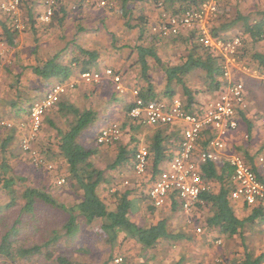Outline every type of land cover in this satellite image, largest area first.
Wrapping results in <instances>:
<instances>
[{
	"label": "trees",
	"instance_id": "obj_1",
	"mask_svg": "<svg viewBox=\"0 0 264 264\" xmlns=\"http://www.w3.org/2000/svg\"><path fill=\"white\" fill-rule=\"evenodd\" d=\"M64 1L70 0L61 1V5L57 7L58 10L56 9L52 15L53 18L65 7ZM134 1L138 0H123L126 4L122 11L125 30L135 33V37L130 38L134 39V44L126 42L122 44L120 42L122 39L116 36H113L112 44L116 49H129L128 56L131 59L129 66L134 67L141 77V81L139 80L141 83L138 82V86H135L139 96L145 100L169 99L179 96L187 110L198 112L203 103L199 96L218 94L225 89L227 80L223 76V57L202 45L195 27L190 28L187 32L181 30L176 35L162 36L154 33L147 24L144 12L134 18V8L131 3ZM139 1L151 2L152 6L162 2L161 9H166L171 13H181L187 9L199 7L203 0ZM72 2L76 1L72 0ZM222 2L224 3V1ZM223 3L219 6V15L211 24L212 34L227 38L229 30H240L239 35L244 43L242 42L239 59L250 67L257 68L260 74H264V50H262L264 48L261 45L264 43L261 37L264 31V10L259 12L260 18L251 22V18L244 12H240L237 17L229 15L221 7ZM236 3L243 4L244 0H236ZM76 4L77 8L71 7L72 11H79L80 8L87 7L77 2ZM26 6L27 4L24 7ZM88 7L90 8V6ZM28 12L27 23L30 28L35 29L36 20L32 17V10ZM103 20L104 17H100L98 22ZM85 29L80 26L77 30L81 32ZM20 32L21 30L17 29L13 23V17L0 10V41L14 45ZM65 48L61 49L62 51L58 50L46 59L39 60L38 64L31 67L34 74L46 79L47 88L55 81L64 82L70 79L75 75L76 70L80 73L92 70L99 65L97 62L101 56L100 47L78 45L77 50L80 53L72 54V50L76 52L74 46L69 51V55L64 54ZM134 55L136 58H133ZM65 57L69 59L68 62ZM73 63H76L75 70L71 65ZM5 69L9 75L14 77L16 85L20 86V74L14 71L13 67L5 66ZM194 73H197L196 81L191 80ZM110 88L108 86L107 89L110 90ZM108 93V101H118L116 91H112L111 88ZM69 95L68 92L62 95L60 101L48 110L41 127L42 131L44 123L47 122V128L51 129L50 133L44 137L43 145L45 147L43 150L46 154L52 155L56 163L61 160L65 165L63 172H57L62 167L59 164L58 166L53 164L54 168L50 170L55 173L54 184L56 186L52 183H45L41 186L26 183L27 176L17 172L9 159L12 153L10 145L15 140V129L0 127V137L2 138L0 144L2 153L0 158V197L6 195L5 201L0 202V224L5 219L7 210L19 205L18 203L21 204L19 211L16 212V219L0 237V260L34 264V257L39 255L44 248L56 244L61 237L66 236L68 241L75 239L80 230V223L85 222L100 229V232L104 231L103 237H106L112 249L119 250L118 255L110 254V260L108 259L104 264H111L113 258L117 257H121L122 261L112 264H150L148 261H152V264H214V261L210 262L211 258H207L206 255L197 260L176 261L174 260L175 256L169 258L168 254L170 253L164 252L166 242L180 243L185 239H190V228L186 223L184 228L180 226L179 230H176L175 224L170 221L171 214L182 211L174 193L160 207L155 206L148 197V189L160 172L162 161L165 157L170 159L177 151L182 138V128H177L178 132L174 131L173 125H163L164 127L159 128L156 133L157 139L147 145L149 163L146 172L142 176L135 174L137 177L132 181L133 186L122 188L115 185L114 181L118 179V175L123 169L133 166L135 153L138 149V141H136L138 135H135L134 132L139 133L146 125L127 117L128 120H124L121 126L125 129V133L131 136V141L126 142L120 139L109 144L96 142V145L82 142L80 140L82 134L89 127L97 124L100 111L90 101L79 106L71 100ZM18 99H10V102L14 107L25 110L28 105L23 107L19 104L21 100ZM34 102H31L29 107ZM247 113L250 114L247 106L240 108L238 120L245 119L249 133H252L253 123H256L259 117L253 115L250 120L246 117ZM61 120L63 122L65 120L66 124L62 125ZM165 130H173L175 132L173 139H175L167 143L161 142L158 137ZM214 136H216L215 130L204 129L201 134L200 147L202 148L206 144L208 137ZM112 150H117L115 159L105 167L101 166V157L105 156L104 161L110 160L111 157L108 156L111 155ZM246 159L253 170L259 173V177L264 180L258 166L253 162V156L248 153ZM108 170L115 171L116 175L111 177L107 173ZM201 171L203 176L212 182V188L201 195V200L190 211V215L191 220H200L202 235L206 238L208 245H211L213 240L222 238L219 245L223 247V250L218 252V255L223 259H229L228 261L235 264L264 263V251L258 253L253 250L254 247L248 240V236L252 239L253 232L260 227V224H264V203L260 201L256 204H249L243 199L232 197L235 181L233 170L226 161L216 163L208 160L201 165ZM59 176L65 177L64 185L71 190L76 198L71 204L61 203L55 193L50 192L60 186L57 185ZM113 186L116 188L113 189ZM144 203H146V211L139 216V220H133L132 212L135 207L138 205L139 208V205L143 206ZM46 206L60 208L66 212L67 216L61 226L58 227L59 219H54L57 224L51 228L52 236L49 235L48 238L43 236L42 240L31 244H27L23 240L20 241L19 234L22 232V228L28 227V231L35 229L36 223L41 219L38 218V213ZM47 218L50 221L53 219L50 216ZM210 233L211 235L215 234L214 238L210 239ZM130 240L141 245V252L136 250L134 257V251L129 254L127 251L121 250L123 245ZM212 252L217 253L216 250ZM46 255L52 256L53 254L46 253ZM158 256L160 260L156 261ZM58 260L59 264H85L71 261L63 256H59Z\"/></svg>",
	"mask_w": 264,
	"mask_h": 264
},
{
	"label": "built area",
	"instance_id": "obj_2",
	"mask_svg": "<svg viewBox=\"0 0 264 264\" xmlns=\"http://www.w3.org/2000/svg\"><path fill=\"white\" fill-rule=\"evenodd\" d=\"M30 0H0V10L13 17V23L17 29H23L24 24L20 18L22 8ZM62 0H43L44 12L40 20L49 22ZM77 3L98 9L107 8L114 4L115 0H75ZM223 0H203L199 7L187 9L181 13H171L161 9L160 20L153 25L152 31L158 35H176L183 29L196 28L199 41L211 51L223 57V76L227 83L225 89L215 98L209 99L198 112H192L185 108L180 97L165 99L145 100L135 91L128 111L130 118L146 126L176 125L181 124L182 138L175 154L162 165L156 179L148 189L149 200L157 207L163 206L170 195L174 193L183 211L190 213L193 207L201 200V195L212 188V182L206 179L201 171V165L208 160L220 163L223 158L233 170L235 188L232 197L243 199L249 204L264 203V180L259 177L247 160L235 152H227V137L230 133L238 131V110L247 106L244 83L236 77L237 71L257 75L253 67L248 66L239 59L242 48L240 36L221 37L214 36L211 24L216 19L218 9ZM76 2L71 7L77 8ZM162 2L158 3L162 7ZM264 40V31L261 34ZM6 46L0 41V58L3 57ZM261 76V75H260ZM111 78L118 92L124 90L122 77L112 68L103 70L92 69L80 72L78 81L87 84H99L104 78ZM76 82L56 83L48 87L44 97L35 101L28 110L27 122L22 121L19 127L29 129L26 137H22V148L28 151L35 165H45L44 156L37 152L32 143L41 131L43 118L49 109L54 107L67 90L74 89ZM264 124V118L262 119ZM2 125L12 127L11 122H1ZM210 128L216 131V136L208 137V141L201 148V134L204 129ZM123 131L117 123L109 124L99 131L96 142L109 144L122 138ZM259 172L264 178V155L258 157ZM149 163V152L142 146L135 153L133 170L137 176H142ZM51 167V166H49ZM59 185L65 183V177L57 180ZM127 179L124 184H128ZM202 231L201 227L197 228ZM217 239L216 243L221 244ZM122 261L117 257L114 263ZM214 264H233L223 258H216ZM264 264V263H262Z\"/></svg>",
	"mask_w": 264,
	"mask_h": 264
},
{
	"label": "rangeland",
	"instance_id": "obj_3",
	"mask_svg": "<svg viewBox=\"0 0 264 264\" xmlns=\"http://www.w3.org/2000/svg\"><path fill=\"white\" fill-rule=\"evenodd\" d=\"M223 1H224V3L222 2L223 5L221 7L224 8L225 11L229 15H231L233 17H237L240 15V12H244L248 17L251 18V20H250L251 22L256 20L257 18H260L261 15L259 12L261 10H264V0H244L243 4L236 3V0H223ZM131 3L134 4V10H133V15L135 16L134 18H137V16H139L141 14V11H144V9H141V4L138 1H134ZM157 8H159L161 11V7L158 6ZM90 9L95 10V8H90ZM75 12H78V11H75ZM75 12L73 13V17L75 18V26L77 24V21H82L83 19H85L83 21V24H85L88 27L90 25H93V24L97 25V20L101 17L100 12H98V11H93L91 14L88 13L89 16L88 15L87 16L86 15L81 16L82 13L79 14V13H75ZM159 13H161V12H159ZM217 15H219V13H217ZM20 17H22V15ZM97 17H99V18L97 19ZM157 21L158 20L153 21V22L148 21L147 24L151 28L153 25L156 24ZM119 22H120V19H119ZM70 28L71 27L69 26V30H70ZM50 32H51V35L46 34L45 35L46 38L42 39V44L47 48H49V46H51V48L55 47L54 44L59 39L58 36H59L60 32H58L57 30H52ZM239 32H240V30L231 29L227 33V37H232V36H236V35L240 36ZM109 33L110 32L105 33V37H103V32L98 31L97 37L99 38L100 42H98L97 44L101 49H110L109 46H111L112 42H114L113 41L114 37H112L111 34H109ZM67 34H68V36L73 37V38H70V37L67 38V40H69V42L68 41L66 42L68 44L66 47L67 49H73L74 46L76 47L75 49H78L77 46L79 44H82V45L86 44L84 42V41H86L84 39V37L81 35H78V34L76 35L74 30L71 29L69 31V33H67ZM76 36H78V38L74 39V37H76ZM134 37H135V33L129 32L127 34V38H125L124 40H120V42L122 44L126 42L128 44L133 45L134 39L131 40L130 38H134ZM59 41H60V39H59ZM73 42H75V43L73 44ZM77 42H80V43H77ZM242 42H243V40H242ZM261 45H264V43H261ZM261 45H259V46H261ZM85 46L93 47V46L87 45V44ZM262 47H264V46H262ZM52 50L53 49H50L49 51H52ZM68 52H66V53H68ZM65 60H66V62L69 61V59L67 57H65ZM0 65L4 69V61L3 60L0 61ZM77 72H78V70H77ZM196 75H197V73H194L191 77V80L196 81L198 79L197 77H195ZM242 75H244V74H242ZM8 76H9L8 79H10V80L13 79V82H9V85L7 84V82H5V83L2 82V85H0V88L3 87V85H6V86L8 85L7 86L8 92L6 93V91H5L6 98H3L4 93L2 94V92L0 91V108L2 107L0 109V127L4 126L1 124V122H3V121L11 122V120L14 117H16L13 114L16 111V109H14L15 107L10 102L11 100L7 99V98H11L12 96H13L12 99H14V100L19 98L21 100L20 101L18 99L20 101V103H19L20 105H23V107L28 105V107H29V104L34 99L41 97L43 91L45 89H47V85H46L47 81L43 82V84H42V82H40V80L38 78L32 77V78H25L24 81H28V83L25 84V82L22 80V75H21V76H19L21 85L17 86L14 82V77L11 75H8ZM236 76L239 77V74H237ZM239 79L245 85L247 109H248L251 116L254 115V116L259 117L257 123L259 122L261 125L259 123H258V125L261 128H263L262 129L263 131H258V134L260 132H261V134H264V124L262 123V119L264 118V78L263 77L255 78V77L247 74V75H244L243 79L240 77H239ZM43 81H45V80H43ZM31 87H34V89ZM31 89H33V90H31ZM92 89H94V88H91V90ZM76 90H80V89H76ZM110 90H111V88H110ZM110 90L109 89H107V90L103 89L102 94L100 96L98 95L96 97H93L92 99H85L83 97L78 98V100H76V104H78L79 106H82L83 104H85L86 101H88V102L90 101L94 107H95V105H98L99 106L98 108L100 111H103V113H105V115H109L108 118H105L106 119L105 122L112 120L111 115H113V116L115 115V116L119 117V121H117V122L115 121L114 123H117L121 127V129L123 131L121 141H124L125 137H126V133H125V129L122 128V126H121V124H123L124 119L122 120L119 115L121 113L124 114V112H125L124 108H126L125 107L126 103L123 101L119 102V101H115V100L108 101L106 98L109 97L108 92ZM113 90L116 91V93H118V91L115 90L114 87L112 86V91ZM206 96H207L206 97L207 100L203 101L202 105L205 102H207L209 99L215 98L217 96V94L211 93V95L207 94ZM28 107L25 110L22 108L17 110V111H20V113H21V114H18V116H24L25 117V119H24L25 122H27V118H28V111H27V110H29ZM105 122L103 123L104 125H106ZM61 124L65 125L66 121L65 120H64V122L62 121ZM4 127L12 128V129L16 128L14 131L15 140L10 145V151L12 153H11V157L9 159L11 161V164L17 170V172L24 173L27 176V182L26 181L25 182L27 184L30 183L34 186H41V185H44L45 183H47V184L52 183V185L56 186L54 184V180H55L54 174L55 173L50 172V170H52L54 168L53 164H56L57 166L59 164L62 167L60 168V170L58 169L57 172H63L65 165L62 164L61 160L56 163L54 161L55 159L53 158V156L46 154V152L43 150L45 147L43 145L44 144V141H43L44 137L47 136V134H49L51 131V129L47 128V122L44 123L42 131L39 132L40 134L38 133V135L35 137V140L32 143L33 147L37 150V152L40 153L42 156H44V158L46 160V164L44 166L43 165H35V163L33 162L32 158H31L30 153L28 151H25L22 148V137L23 136L26 137L29 129L21 128V127H19V124L17 127H8V126H4ZM127 128H129V127H127ZM238 130H240V125H239ZM97 132L98 131H95L92 129L90 132L83 133L80 140L82 142L88 143L90 145H92V144L96 145L95 139H96ZM142 132H143V130H140L139 133H142ZM139 133L134 132L135 135L139 134ZM245 135H246V133L244 134V136ZM254 139H255V137H254ZM259 139H260V136L258 137L257 141H259ZM131 140H132V138H130L129 141H131ZM136 141H138V149L140 147H142L143 145L146 146V143L143 140H140L139 137H138V139L136 138ZM1 142H2V138L0 137V144H1ZM260 142H261V140H260ZM252 147H253V144H252ZM138 149H137V151H138ZM112 151L113 152L111 153V155L110 154H109V156L106 155L108 157H111L110 160H106L107 163H106V161H104L105 156L101 157V160H100L101 166L105 167L108 163H111L113 161V159H115L114 157L116 156L117 150H112ZM1 157H2V153L0 152V158ZM49 166H51V167H49ZM42 168H44V169H42ZM107 173L111 177H114L116 175L115 171H109L108 170ZM60 177H63V176L57 177V180ZM136 177L137 176L134 173L133 166H127V169H125V170L123 169V171L120 172V174L118 175V179H116V181H114V183H115V185L122 187V188H124L125 186H133L132 181H134V179H136ZM125 179H127L129 181L128 184H124ZM57 185H59V184L57 183ZM57 187L58 188L55 187L54 190H50V192L55 193L56 198L61 203L71 204L74 201V199H76L74 197V195L72 194L71 190L67 189V187L64 185V183L60 186H57ZM114 188H116V186H113V189ZM58 191H60V192H58ZM2 196L3 197H0V202L5 201V199H6V195H2ZM18 204L19 205H16L13 208H11L10 210H7L5 212L6 213L5 219L2 221V224H0V237H1L2 233L4 231H6L8 229V227L12 224V222L16 219V214H17L16 212L19 211V208L21 206L20 203H18ZM145 207H146V203H144L143 206L139 205V208L137 205L135 207V210L132 212L133 213L132 218L139 220L140 219L139 216L142 213L144 214L142 208L145 209ZM162 211H165V210H162ZM38 215H39L38 218L39 219L41 218V219H40V222L36 223V228L28 231V229H27L28 227H23L22 232L19 234L20 239H21L20 241L23 240V242H25L27 244H31V243H35V242L42 240L44 237L48 238L49 235L52 236L51 228L55 227L54 225L57 224L54 221V219H59L60 223H59L58 227H60L61 224L63 223L64 219L67 216L66 212H64L62 209L53 208L52 206H46V207L42 208L41 212L38 213ZM47 216H50L53 219L50 221L47 218ZM45 218L47 219V222H48L47 224H46ZM170 219H171L170 221H172L173 224H175V221H177L179 227L184 226L187 223L189 228L194 230V233H198V236L203 234V230L201 232L197 231L198 227H202L201 222H199L200 220H191L190 213H186L183 210L177 211V212L170 215ZM103 235H105L104 231L101 230V232H100V229H97L95 226H92V225H89L85 222H82V223H80V230L77 232L75 239H71L68 241L66 236L61 237L60 240L56 244H53L48 248H44L43 251L39 255L35 256L34 257V259H35L34 264H59L58 263V261H59L58 257L59 256H63V257H65L71 261L82 262L85 264H104L106 261H108L110 254H113L112 256L118 255L119 250H117V249L113 250L111 244L106 240V237H103ZM252 237L253 238L251 239V237L248 236V240H250L252 247H254V249H256L255 245L261 241V238L264 239V228H262L260 226L255 232H253ZM197 240H199V239L197 238L196 241ZM215 241H216V239L213 240L211 245H208V247H205V251H207V254L205 253L204 256L206 255L207 258H211L210 262L213 261L217 256H219L218 252H221L223 250V247L221 245L217 244ZM128 242L129 241H127L126 243H128ZM130 245L131 244L129 242L128 246L130 247V249H128V250L131 251L133 247H131ZM124 248L126 250L127 245L124 246ZM188 248H190L192 251H195L196 249H198L200 247H198L196 243H192V245L188 246ZM121 250H124V249L121 248ZM214 250H216L217 253L212 252ZM202 251H203V248H202ZM46 253H48V254L51 253L53 255L48 256V255H46ZM133 254L135 255V251ZM138 255L140 256V253H138ZM169 258H171V257H169ZM114 260L115 259L113 258L112 263L114 262ZM225 260H227V259H225ZM151 262L152 261H148V263L152 264L153 262L152 263ZM213 263H215V260ZM230 263H232V262H230ZM0 264H26V263H22V262L15 263V262H12L11 260H0ZM233 264H235V263H233Z\"/></svg>",
	"mask_w": 264,
	"mask_h": 264
},
{
	"label": "crops",
	"instance_id": "obj_4",
	"mask_svg": "<svg viewBox=\"0 0 264 264\" xmlns=\"http://www.w3.org/2000/svg\"><path fill=\"white\" fill-rule=\"evenodd\" d=\"M70 1H64L65 7H63V9L56 14V17L51 18V20H50L51 22H44V21L40 20V15L44 12L43 0H30L28 3H26L27 6L22 8V12H21L22 17H20L21 20L23 21L24 28L19 29V30H21V32L18 34L14 45H9V44L5 43L6 46L2 47L3 49H5V51H4L2 59H0V61L1 60L4 61V69L0 65V85H2V82L3 83L7 82L8 85H9V82H13V79L12 80L8 79L9 74H8V72H6L5 66H10L11 68L13 67L14 71L18 72L20 74V76L22 75L23 81L25 78L34 77V78H38L40 80V82H42V84H43V82H46V79L34 74L32 72L31 67L38 64L39 60L46 59L47 57H50L52 54H55L58 51V49L61 50V49H64L65 47H67L68 44L66 42L67 41L69 42V40H67V38L70 37V36H68L67 33H69V31L71 29L74 30L76 35L78 34V35L83 36L84 39L86 40L84 42L87 45H91L93 47L98 46L97 43L100 42L99 38L97 37L98 31L103 32V37H105V33L110 32L109 34H111L112 37L116 36V37L121 38L122 40H124V38H127V34L129 32L127 30H125V26H124L125 20L122 17V11L124 9V5L126 4L125 2H123V0H115L114 4L111 5L110 7H107V8H102V9L95 8V10H93V9H90L91 7L89 8L87 6V7L80 8L81 10H79V11L77 10L78 12L72 11V9H71L72 0H70ZM138 2L141 4V9H144V11H141V12L145 13L146 18H147V23H148V21L153 22V21L158 20L156 22V24H157L160 20V13L159 12H161L159 8H156V6L158 4L156 6L155 5L152 6L151 2H142L139 0H138ZM92 8H94V7H92ZM133 8H134V4H133ZM30 10H32V13H33L32 17L36 20L35 21V27H34L35 29L30 28L29 24L27 23V16L29 13L28 11H30ZM93 11L100 12L101 17H104V20L101 22H98L99 17H97V19H98L97 25L93 24V25H90L88 27L85 24H83V21L85 20V19H83L82 21H77V24L75 26V18L73 17L74 12L79 13V14L82 13L81 16H85V15L89 16V14H91ZM119 19H120V22H119ZM69 26L71 27L70 30H69ZM80 26L85 27L86 29L81 31V32H78L77 29ZM52 30H57L58 32H60L59 36H58L60 41L58 39L55 42V44H54L55 47L51 48V46H49V48H47L42 44V39L46 38V36H45L46 34L51 35L50 31H52ZM183 30L185 32H187L190 30V28L183 29ZM70 38H73V37H70ZM76 38H78V36L74 37V39H76ZM74 43L75 42H73V44ZM77 43H80V42H77ZM79 45H82V44H79ZM109 48L110 49H99V50H101V56L97 62V63H99V65H98V67H96L94 69L103 70V69H107V68H112L113 70H115L117 73H119L121 75L124 90L122 92L116 93V98L118 99L119 102L123 101L126 103L125 104L126 108H124V110H125L124 114L121 113L119 116L122 120L123 119L127 120V117H130L128 115V111L131 107V101L135 97L134 93H135V91H138L137 89H135V86H138V82H139V80L141 81V77L137 74V71L135 70L134 67L131 68L129 66L131 63V59L128 56V50L129 49H123V50L116 49L113 46V44H111V46H109ZM262 48H264V47H262ZM48 49L49 50L53 49V50L49 51ZM65 49L66 50H64L63 52H64V54L67 55L69 53L68 51H71V49H68V50H67V48H65ZM75 50H76V52H74L72 50L71 53L72 54H74V53L79 54L80 53L77 49H75ZM262 50H264V49H262ZM66 52H68V53H66ZM135 55L133 58H136ZM71 65H72V68L75 70L76 63H73ZM253 69H255L257 71L256 72L257 75L252 74L251 76H253L255 78H258V77L264 78V74H260L259 71L257 70V68L253 67ZM234 73H235V75L239 74V77L242 79H243L244 75H247L246 73L237 71L236 69H234ZM79 74L80 73H78L76 70L75 75L73 77L64 81V82H68V83L76 82V87H80L79 88L80 90H76V89L67 90V92L70 94L69 96H70L71 100L75 103H76V100H78V98H81V97H83L85 99H92L93 97H96L98 95L100 96L102 94V90L103 89L107 90L108 86L111 88L113 86L115 89V83L110 77L109 78L105 77L104 80L99 84H87V83L78 81ZM242 74H244V75H242ZM236 77L239 78L238 76H236ZM43 80H45V81H43ZM14 81L16 84L15 79H14ZM58 81H55L51 85L56 84V83H64V82H60V81L58 82ZM24 82H25V84L28 83V81H24ZM139 83H141V82H139ZM7 86L3 85V87L0 88V91L2 92V94L4 93L3 98H6L5 91H6V93L8 92ZM31 88L34 89V87H31ZM91 88H94V89L91 90ZM95 88L97 89V91ZM33 89H31V90H33ZM47 89H45L43 91L41 97L36 98L33 101H38V100L42 99L44 97V95L46 94ZM177 97H179V96H177ZM206 97H207L206 95H204L202 97L199 96V99L205 101V100H207ZM12 98H13V96L11 98H7V99H12ZM169 99H171V98H169ZM169 99H165V100H169ZM16 105H18V104H16ZM95 107L99 110L98 105H95ZM14 109H16V111L13 114L16 117H14L11 120V122L13 124L12 127H17L19 123L24 121L25 117L24 116H18V114H21V113H20V111H17L19 109L16 108V106ZM108 117H109V115H105V113H103V111H100V115L98 116L97 124L95 126L89 127L87 129V131H85V133L89 132L93 129L95 131H98L97 132V135H98L101 128L107 126L108 124H112L115 121L116 122L119 121V117H117L115 115L114 116L111 115L112 120L105 122L106 121L105 118H108ZM246 117H248L250 119L251 115L247 113ZM250 120H252V119H250ZM104 122L106 123V125L103 124ZM258 123L257 122L253 123L252 133H249L247 121H245V119L242 118L239 121L240 130L235 131L233 133H230L229 136L227 137L226 142H227V152L228 153L235 152L237 154L242 155L245 159H246V157H248V153H249L250 155L253 156V162L260 169L258 157L260 155H264V136H263L264 134H261V132L258 134V131H263L262 130L263 128H261L258 125ZM173 126H174L173 127L174 131H176V132H178L176 130L177 128L180 129L183 127V125H181V124H176ZM162 127H164V126L163 125H155V126H146L145 128H143V132L137 134L139 139L143 140L146 143V146L143 144L142 145L147 148V145L149 142H153L155 139H157L156 133L158 132L159 128H162ZM174 131L173 130H165L162 133H160L158 139L160 138L161 142H163V143H167L168 141H172L175 139V138L173 139V135L175 134ZM245 133H246V135L244 136ZM97 135H96V138H97ZM259 136H260V139H259V141H257ZM130 137L131 136L129 134H126L124 141H126V142L129 141ZM254 137H255V139H254ZM260 140H261V142H260ZM252 144H253V147H252ZM168 160H169L168 157L164 158V160L162 161L163 166L167 164ZM224 161H226V160L223 158V160L220 162H224ZM142 209H143V212H145V209L144 208H142ZM133 220H136V219L133 218ZM260 226L262 228H264V224H260ZM170 228L172 229V227H170ZM174 228L176 230H179V228H180L178 225V222H176V221H175V227ZM183 228H184V226H183ZM185 231L187 232V230H185ZM189 233H191L190 239H188V240L185 239V241H183V242L178 243V242L172 241V243H168V242H166V244L163 243V244H165L164 247H166V249H164V252H166L167 254L170 253V254H168L170 257L175 256L174 260H176V261L177 260L182 261L184 259L185 260L186 259L197 260L199 258L202 259L204 257V254L207 252V251H205V247H208V243L206 242L207 240L202 234L200 236H198V233H194L193 229H190ZM193 234H195L194 237H193ZM214 236H215V234H213V235H211V233L209 234L210 239H212V237L214 238ZM196 237L199 239V240H197L198 242L196 240H194V239H197ZM219 239L221 240L222 238H219ZM129 242L131 244L130 246L133 247L131 251L128 250V249H130V247L128 246ZM129 242L125 243L123 245V249H124L123 251H127V253H129L132 251L139 250L138 252H141V245L139 243H136L133 240H130ZM192 243H196L197 246L200 248L196 249L195 251H192L190 248H188V246H191ZM126 245H127V248L125 250L124 246H126ZM255 247H256V249H253V250H256L258 253L264 251V239L261 238V241L259 243H257L255 245ZM202 248H203V251H202ZM133 257H134V254H133ZM216 258H223V257L217 256ZM158 260H160L159 256L157 257L156 261H158Z\"/></svg>",
	"mask_w": 264,
	"mask_h": 264
}]
</instances>
